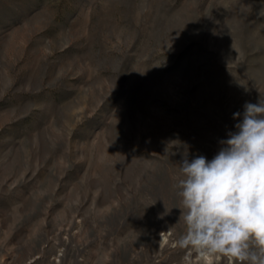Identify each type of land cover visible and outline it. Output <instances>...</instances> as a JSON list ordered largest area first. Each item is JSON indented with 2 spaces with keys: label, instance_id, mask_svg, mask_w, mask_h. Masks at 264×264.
<instances>
[{
  "label": "rangeland",
  "instance_id": "obj_1",
  "mask_svg": "<svg viewBox=\"0 0 264 264\" xmlns=\"http://www.w3.org/2000/svg\"><path fill=\"white\" fill-rule=\"evenodd\" d=\"M260 96L264 0H0V264H207L177 166Z\"/></svg>",
  "mask_w": 264,
  "mask_h": 264
},
{
  "label": "clouds",
  "instance_id": "obj_2",
  "mask_svg": "<svg viewBox=\"0 0 264 264\" xmlns=\"http://www.w3.org/2000/svg\"><path fill=\"white\" fill-rule=\"evenodd\" d=\"M235 131L211 160L183 154L172 187L186 230L174 246L213 264H264V98L235 112ZM179 144V142H178Z\"/></svg>",
  "mask_w": 264,
  "mask_h": 264
}]
</instances>
